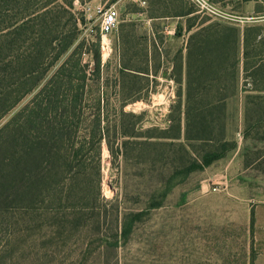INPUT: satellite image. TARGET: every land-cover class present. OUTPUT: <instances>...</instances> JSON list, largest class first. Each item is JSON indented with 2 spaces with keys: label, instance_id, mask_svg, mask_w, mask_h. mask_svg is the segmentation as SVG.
I'll return each mask as SVG.
<instances>
[{
  "label": "rangeland",
  "instance_id": "1",
  "mask_svg": "<svg viewBox=\"0 0 264 264\" xmlns=\"http://www.w3.org/2000/svg\"><path fill=\"white\" fill-rule=\"evenodd\" d=\"M110 6L118 9V27L107 36L108 48L102 50L101 19L97 11ZM260 6L264 8V0ZM182 7L184 11L191 7L197 10L189 0H182ZM160 8L165 10L156 2L144 10L133 0H73L72 12L78 21L75 42L43 75L33 92L0 119V130L44 88L68 59L66 74L75 79L74 84L83 75L88 78L85 89L88 104L83 106L85 116L93 111L92 100L97 95L107 101L105 114L114 116L120 104L117 101L120 70L125 66L129 70L124 78L123 91L132 97V101L125 105L124 112L134 115L145 112L139 125L142 130L165 129L170 124L168 117L176 101V92L187 88V69L182 65L181 55H185L188 38L197 25L191 32H186V19H183L180 20L184 26L182 31L175 29L170 34L160 33V24L164 22H150L148 19L152 13L161 14ZM27 12L20 9L13 15L23 17ZM13 15L9 17L13 18ZM197 16L200 20L207 18L202 14ZM229 22L240 26L254 22L264 25V17L257 20L250 16L233 18ZM40 23L35 21L32 24L36 42L44 32H69L72 20L57 10L46 17L45 28L38 31ZM23 38L9 54L18 56L21 61L26 53L36 55L30 46L32 41ZM11 39L12 36L8 38ZM154 42H157L156 46ZM191 73L193 78L198 75L195 68ZM243 77L239 66V80L235 87L227 86L222 74L220 85L199 88L236 93L237 96L227 102L225 111V135L235 143V148L174 187L167 194L163 207L151 210L137 222L126 240L120 237L121 216L116 221V201L121 215L140 209L149 184L142 176H147L149 169L143 163L139 164L144 161V156L132 160L134 168L126 173L132 182L125 195L122 184L126 174L111 165L103 144L99 189L91 167L80 172L73 170V173H79L72 182L57 187L49 182L45 189L41 187L44 189L41 196L25 200L19 208L0 214V264H198L196 259L193 261L189 246L190 216L193 215L189 202L198 192L201 193L202 188L212 191L215 187L216 192L226 191L234 197L222 205L218 202L211 204L213 233L264 231V92L254 91V86L244 83ZM178 78L181 87L176 83ZM82 135L80 130L78 136Z\"/></svg>",
  "mask_w": 264,
  "mask_h": 264
},
{
  "label": "trees",
  "instance_id": "2",
  "mask_svg": "<svg viewBox=\"0 0 264 264\" xmlns=\"http://www.w3.org/2000/svg\"><path fill=\"white\" fill-rule=\"evenodd\" d=\"M153 2L159 3V0H150V4ZM20 9L28 10L27 14L15 17L13 13ZM57 10L71 18V30L44 32L36 42L32 24L41 21L38 31L43 30L46 17ZM72 10L73 0H0V119L33 92L43 75L75 42L78 21ZM150 10L155 13L153 8ZM196 12L193 7L184 11L182 0L170 1L160 12V15L186 19V32L197 25L188 38L185 55H181L182 65L187 69V88L176 92L168 117L170 124L163 130H142L139 125L145 112L139 115L124 112L125 105L132 101L123 91L127 67L120 70L117 98L120 104L114 116L109 117L104 112L107 101L98 95L92 100L93 111L84 115L83 106L88 104L85 95L88 78L83 75L74 84L75 79L66 74L69 59L60 66L44 88L0 130V214L41 196L49 182L56 187L72 182L75 175L88 167L94 170L99 189L105 144L111 165L122 173L134 168L132 160L142 156L145 159L139 164L149 169L147 176H142L149 184L140 209L121 215L116 201V221L121 216L120 237L126 240L137 222L151 210L163 207L174 187L235 148V143L225 135V111L227 102L234 99L236 93L199 88L220 85L222 74L227 86L235 87L241 66L244 83L252 84L254 91L264 92V25L254 22L240 27L231 22L200 20ZM255 13V20L264 17L260 3ZM154 16L157 15H150ZM183 27L179 21L176 31H182ZM22 37L32 41L30 46L36 55L26 53L21 61L18 56L9 54ZM193 68L198 74L194 78ZM98 80L96 77V82ZM176 83L181 87L180 78ZM80 130L82 137L78 136ZM73 170L79 172L73 173ZM131 182L126 174L122 184L125 195ZM252 221L253 215L251 224Z\"/></svg>",
  "mask_w": 264,
  "mask_h": 264
},
{
  "label": "crops",
  "instance_id": "3",
  "mask_svg": "<svg viewBox=\"0 0 264 264\" xmlns=\"http://www.w3.org/2000/svg\"><path fill=\"white\" fill-rule=\"evenodd\" d=\"M170 1L172 0H159V6L165 8ZM204 1L216 14L200 13L198 11L196 13L206 15L209 21L219 22L230 21L221 18L219 14L230 19H241L248 16L254 18L256 16V5L261 3V0ZM148 5H150V0H147V6L144 7V10L148 8ZM159 10L161 12L162 8ZM148 19L150 22H164L162 25L160 24L159 32L168 34L174 32L180 21V18L172 17L170 14H159ZM200 192L192 197L189 202L193 214L190 216L192 226L189 229V246L193 261L195 262L196 259L198 264H264V231H256L252 234L248 231L213 233L211 230V204L218 202L222 205V203L234 197L227 194L226 191L212 192L210 189L202 188Z\"/></svg>",
  "mask_w": 264,
  "mask_h": 264
},
{
  "label": "built area",
  "instance_id": "4",
  "mask_svg": "<svg viewBox=\"0 0 264 264\" xmlns=\"http://www.w3.org/2000/svg\"><path fill=\"white\" fill-rule=\"evenodd\" d=\"M200 13H209V14H216L213 9H211L206 1L204 0H189ZM136 4L142 6L143 8L147 6V0H133ZM97 13L100 15V24H99V32L101 36V49L103 50L104 47L108 48L107 36L112 34L118 27V19H119V12L113 6L107 8H100ZM221 18L232 20L229 17L223 16L219 14ZM217 188H212V192H216Z\"/></svg>",
  "mask_w": 264,
  "mask_h": 264
}]
</instances>
